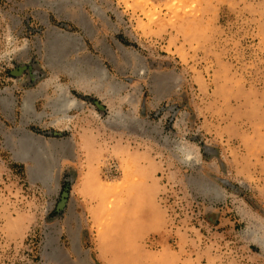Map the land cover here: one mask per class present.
<instances>
[{
  "label": "rangeland",
  "instance_id": "1",
  "mask_svg": "<svg viewBox=\"0 0 264 264\" xmlns=\"http://www.w3.org/2000/svg\"><path fill=\"white\" fill-rule=\"evenodd\" d=\"M0 264H264V0H0Z\"/></svg>",
  "mask_w": 264,
  "mask_h": 264
},
{
  "label": "bare ground",
  "instance_id": "2",
  "mask_svg": "<svg viewBox=\"0 0 264 264\" xmlns=\"http://www.w3.org/2000/svg\"><path fill=\"white\" fill-rule=\"evenodd\" d=\"M55 100H57L59 102L58 104V108H61V106H64V97L61 96V97H57ZM66 102V101H65ZM28 105L27 102H24V106L26 107Z\"/></svg>",
  "mask_w": 264,
  "mask_h": 264
}]
</instances>
